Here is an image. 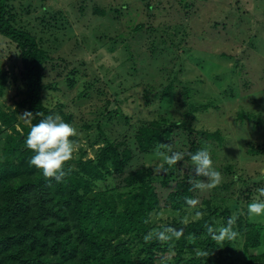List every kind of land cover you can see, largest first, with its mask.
<instances>
[{"label":"trees","instance_id":"1","mask_svg":"<svg viewBox=\"0 0 264 264\" xmlns=\"http://www.w3.org/2000/svg\"><path fill=\"white\" fill-rule=\"evenodd\" d=\"M146 5L149 10L154 8L150 1ZM80 6L82 11L86 9L82 1ZM137 10L131 0L119 2L110 10L93 6V12L99 15L110 13L119 19L129 16L122 25H114V35L104 33L99 39L106 41L110 51L122 46V68L127 64L131 73L148 72L143 83L145 102L157 107V101L172 87L171 79L165 77V82L163 75L173 70L181 44L189 34L184 33L176 41L166 23L154 25L144 19L136 24L132 13ZM21 14L11 0H0V36L16 46L20 61L17 74L0 62V96L5 95L12 81L19 79L21 83L11 103L0 100V264H264V218L257 220L256 214L249 212L250 203L263 200L262 194L259 199L254 195L264 189V173L256 170L254 175L240 174L237 159L216 166L217 171L227 175L217 189L228 192L240 180L239 206L235 207L231 197L222 193L216 195L217 199L204 196L196 206L189 205L187 200H195L201 191L194 185L203 177L195 178L187 172L181 175L182 161L174 166L165 164L159 172L155 171L157 166L132 167L134 153L126 140L120 139L121 133L114 130L117 124L129 126L132 122L121 106L113 109L107 104L95 121L78 130L75 114L65 110L67 103H53L47 98L51 91L61 89L59 81L49 79L51 72L68 60L62 57L55 61L46 46L50 38L24 26ZM59 16L64 19L62 14ZM110 28L105 26V30ZM51 31L46 27L42 30ZM150 35L148 48L141 47ZM158 55L161 59L156 58ZM157 60L165 62L159 63L161 72L156 69ZM80 71L73 68L66 80L68 87L81 81ZM82 86L77 98L87 99L95 88L94 80H83ZM211 107L218 108L215 103L193 104L185 120L155 116L150 123L140 125L135 133L139 151L151 158L156 145L183 128L192 144L184 158L190 160L205 139L199 143L192 139L196 131L192 125L199 112ZM241 108L238 120L242 124L253 117L255 128L263 125V111L249 113L244 106ZM24 111L31 116H24ZM50 114L59 115L77 129L72 138L77 142V151L67 162L71 172L61 183L44 177L30 164L35 153L25 144L31 126ZM93 126L94 131H86ZM200 132L207 138V148L213 153L218 150L219 157L228 148L229 138L221 130L207 128ZM247 144L245 155H264V143L251 140ZM212 159L218 160L216 156ZM172 182L175 184L170 187ZM164 189H169L166 194ZM163 214L168 217L164 219ZM229 218L234 221L236 236L217 241L208 227L218 229ZM180 225H185L184 231L176 229ZM161 232L166 239H159Z\"/></svg>","mask_w":264,"mask_h":264},{"label":"rangeland","instance_id":"2","mask_svg":"<svg viewBox=\"0 0 264 264\" xmlns=\"http://www.w3.org/2000/svg\"><path fill=\"white\" fill-rule=\"evenodd\" d=\"M11 1L16 11L22 13L24 26L50 38L46 46L55 61L62 57L68 60L60 62L62 68L51 72L49 79L59 81L61 89L51 91L47 98L53 103H67L65 110L75 114L78 130L95 121L99 111L107 104L113 109L121 106L131 116L132 122L129 126L117 124L114 130L121 133L120 139H125L126 146L134 153L132 167L142 164L156 167L161 162L155 155L158 146L171 145L172 150L182 151L184 156L192 147L188 131L184 132L183 128H179L166 142L152 149L154 154L151 158H145L135 140V133L140 125L150 123L155 116L185 120V115L193 109V104L215 103L218 108L211 107L199 112L196 122L192 125L196 128L191 135L192 139L195 138L199 143L205 138L200 141L199 149L207 148V138L201 134L200 129H219L221 134L228 136L229 143L220 157L216 154L218 150L213 153L208 148L212 157L216 156L218 159L213 160L214 167L237 159L241 168L240 174L254 175L256 170L264 173V155L244 154L249 141L264 143V122L255 128L253 117L245 120L244 124L238 120V112L242 106L249 113L263 111L264 115V0H131L134 6L138 7L137 12L132 13L136 24L144 19H150L154 25L166 23L167 30L174 33L176 41L184 33L189 34L187 40L181 44L179 58L173 70L163 75L165 82V77L171 79L172 87L160 102L157 101V107L145 102L143 83L148 79V72L131 73L127 64L122 68V54H119L122 46H118L116 51H110L106 41L99 39L104 33L114 35V25H122L129 16L123 15V18L119 19L117 15L112 17L110 13L99 15L93 12V6L98 5L110 10L125 0ZM81 1L86 6L83 10L85 12L79 7ZM148 1L154 4L151 10L146 5ZM186 3L190 5L185 6ZM59 14H62L64 19ZM56 15L59 16L58 19H54ZM107 25L111 27L109 30H105ZM44 27L52 28V34L43 33ZM151 35L140 44L141 47L148 48ZM223 52L229 53L231 57L225 56ZM156 58L161 59L159 55ZM0 62L10 73L11 70L15 74L20 71L16 46L1 36ZM160 62L164 61L157 60L158 71ZM168 65L172 66L171 63ZM75 67L80 68L82 79L70 88L66 80ZM83 80H94L95 83V88L90 91L91 95L87 99L77 98L79 90L83 87ZM122 80L124 83H121ZM20 84L19 79L12 81L5 95L0 96V100L11 103L10 98L18 94ZM99 90H103V93ZM117 99L118 104L115 103ZM95 128L96 126H93V129L86 131L91 132ZM214 141L218 144V140ZM159 150L165 151V148L161 147ZM179 171L181 175L187 172L196 178L195 166L191 159L184 158L179 164ZM220 173L221 180L216 185L223 184L227 178L223 171ZM201 176V182L205 186L200 188L201 191L195 199L196 204H199L204 196L216 197L222 193L231 197L235 207L239 206L237 196L242 187L239 179L227 192L226 189H217L216 185L207 187L208 178ZM174 184L172 182L170 187ZM262 186L264 188V183ZM169 189H164L163 193L166 194ZM262 195L264 200V194ZM220 196L222 195L218 198ZM260 196L261 192L257 191L254 198L259 199ZM241 207L240 205L239 209ZM167 217V214H163L164 219ZM255 217L262 220L264 215ZM158 222L162 223L160 218Z\"/></svg>","mask_w":264,"mask_h":264},{"label":"clouds","instance_id":"3","mask_svg":"<svg viewBox=\"0 0 264 264\" xmlns=\"http://www.w3.org/2000/svg\"><path fill=\"white\" fill-rule=\"evenodd\" d=\"M26 117L31 113H25ZM77 135V129L68 122H65L59 115H48L41 119L39 123L33 124L28 132L25 144L28 149L35 154L30 159V164L42 171L46 178H54L57 183H61L69 175L71 169L67 167V162L74 158L77 151V142L72 139ZM161 147L165 151H160ZM160 158V163L155 171L159 172L164 165L174 166L177 162L184 160V152L172 150L171 145L158 146L155 153ZM191 161L195 166V176L201 175L208 178L207 187H213L221 180V173L214 167V161L208 148H200L191 154ZM203 182L194 185L196 188H203ZM264 194V189L259 190ZM189 205H194L197 201L187 200ZM249 212L260 215L264 213V200H257L249 204ZM201 215V213H197ZM233 219L229 218L225 226L215 229L208 227V232L214 235L217 241L225 238L232 239L236 236L233 230ZM171 231V229H168ZM161 240L166 239L164 232L158 233Z\"/></svg>","mask_w":264,"mask_h":264},{"label":"water","instance_id":"4","mask_svg":"<svg viewBox=\"0 0 264 264\" xmlns=\"http://www.w3.org/2000/svg\"><path fill=\"white\" fill-rule=\"evenodd\" d=\"M89 196L93 197V195L91 193L89 194ZM176 229L184 231L185 230V225L176 226Z\"/></svg>","mask_w":264,"mask_h":264}]
</instances>
